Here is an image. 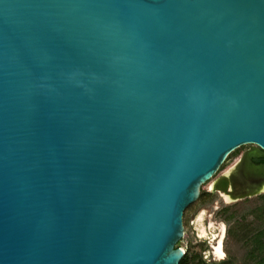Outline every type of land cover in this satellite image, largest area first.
I'll list each match as a JSON object with an SVG mask.
<instances>
[{
	"label": "water",
	"instance_id": "obj_1",
	"mask_svg": "<svg viewBox=\"0 0 264 264\" xmlns=\"http://www.w3.org/2000/svg\"><path fill=\"white\" fill-rule=\"evenodd\" d=\"M244 145L264 155V0H0V264H179ZM232 172L213 190L264 192Z\"/></svg>",
	"mask_w": 264,
	"mask_h": 264
},
{
	"label": "rangeland",
	"instance_id": "obj_2",
	"mask_svg": "<svg viewBox=\"0 0 264 264\" xmlns=\"http://www.w3.org/2000/svg\"><path fill=\"white\" fill-rule=\"evenodd\" d=\"M252 148L254 145H244L230 153L215 175L201 185L198 199L185 209L183 236L177 247L188 255L190 263H193L194 257L199 254L208 264H256L260 259L264 260V252L254 258L250 255L253 238L258 232L264 231V214L256 213L258 208L264 206V192L226 203L221 195L223 193L210 188V185L218 182L228 170H233L243 154ZM200 215L207 236L198 232L197 221ZM258 215L261 216L260 219ZM219 226L225 229L222 241L223 259L216 258L212 252L215 241L211 240V236L219 233Z\"/></svg>",
	"mask_w": 264,
	"mask_h": 264
},
{
	"label": "flooded vegetation",
	"instance_id": "obj_3",
	"mask_svg": "<svg viewBox=\"0 0 264 264\" xmlns=\"http://www.w3.org/2000/svg\"><path fill=\"white\" fill-rule=\"evenodd\" d=\"M251 150L252 149H249L243 154L235 168H233V172L229 174L233 179L234 186H236L232 192L237 189L238 191L241 190L245 192L256 180H264V155L262 157H253L247 160L246 155ZM255 160L258 161L256 162Z\"/></svg>",
	"mask_w": 264,
	"mask_h": 264
},
{
	"label": "trees",
	"instance_id": "obj_4",
	"mask_svg": "<svg viewBox=\"0 0 264 264\" xmlns=\"http://www.w3.org/2000/svg\"><path fill=\"white\" fill-rule=\"evenodd\" d=\"M264 206L258 208L256 213L263 215ZM260 215H258V219H260ZM264 252V231H260L257 233V236L253 238V247L251 248L250 255L254 257L261 256ZM194 262L190 263V258L188 255L184 254L183 258L179 262V264H208L201 256V254L194 257ZM221 264H231V263H221ZM256 264H264L263 258L260 259Z\"/></svg>",
	"mask_w": 264,
	"mask_h": 264
},
{
	"label": "bare ground",
	"instance_id": "obj_5",
	"mask_svg": "<svg viewBox=\"0 0 264 264\" xmlns=\"http://www.w3.org/2000/svg\"><path fill=\"white\" fill-rule=\"evenodd\" d=\"M228 172L229 170L226 173L228 174ZM213 185L214 184L210 185L211 189H213ZM261 190H264V184ZM221 195H222L223 200L226 203H231L232 201H234V199L227 194H221ZM201 218L202 216L200 215L197 221V224H198L197 229L200 235L207 236V231H206V228L201 223ZM224 233H225L224 227L219 226V233L217 235L212 234L211 236V240L215 241V243L212 245V252H213V255L218 259L224 258V252H223V247H222ZM217 249H219V251H217Z\"/></svg>",
	"mask_w": 264,
	"mask_h": 264
},
{
	"label": "snow or ice",
	"instance_id": "obj_6",
	"mask_svg": "<svg viewBox=\"0 0 264 264\" xmlns=\"http://www.w3.org/2000/svg\"><path fill=\"white\" fill-rule=\"evenodd\" d=\"M217 251H219V249H217Z\"/></svg>",
	"mask_w": 264,
	"mask_h": 264
},
{
	"label": "built area",
	"instance_id": "obj_7",
	"mask_svg": "<svg viewBox=\"0 0 264 264\" xmlns=\"http://www.w3.org/2000/svg\"><path fill=\"white\" fill-rule=\"evenodd\" d=\"M183 250V249H182Z\"/></svg>",
	"mask_w": 264,
	"mask_h": 264
}]
</instances>
